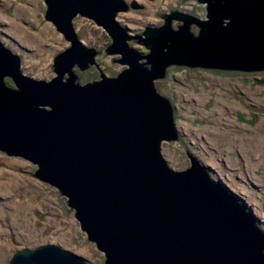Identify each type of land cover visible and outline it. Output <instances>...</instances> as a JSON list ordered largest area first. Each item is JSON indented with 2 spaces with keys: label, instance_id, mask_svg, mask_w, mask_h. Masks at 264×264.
<instances>
[{
  "label": "water",
  "instance_id": "1",
  "mask_svg": "<svg viewBox=\"0 0 264 264\" xmlns=\"http://www.w3.org/2000/svg\"><path fill=\"white\" fill-rule=\"evenodd\" d=\"M196 1L205 17L175 8L132 35L116 18L127 0H44V18L70 41L54 54L49 79L24 73L19 54L0 40V151L33 162L29 174L66 196L103 264H264V230L236 194L186 150L183 169L160 150L161 141L179 138L173 103L154 85L169 65L264 70V0ZM77 14L111 37L105 52L125 64L115 75L95 63L101 49L77 36ZM93 63L99 78L80 83L72 67ZM8 264L89 262L41 243L15 249Z\"/></svg>",
  "mask_w": 264,
  "mask_h": 264
},
{
  "label": "rangeland",
  "instance_id": "2",
  "mask_svg": "<svg viewBox=\"0 0 264 264\" xmlns=\"http://www.w3.org/2000/svg\"><path fill=\"white\" fill-rule=\"evenodd\" d=\"M127 1L129 9L118 11L116 18L132 35L145 25L161 24L163 18L156 15L159 12L176 8L199 17H205L206 12L205 4L196 0ZM45 8L44 0H0V40L19 54L24 73L49 79L55 74L50 67L54 54L70 41L44 18ZM179 22L172 20L173 26ZM72 24L85 45L101 49L95 63L103 73L115 75L125 66L111 62L120 54L105 52L111 37L92 18L77 14ZM190 29L196 32V24ZM127 42L139 53L148 50L132 38ZM95 63L84 70L72 67L80 83L99 78ZM6 81L13 84L9 77ZM154 85L171 99L179 133L177 140L160 143L167 163L174 169L187 167L190 159L186 150L205 165L214 180L236 194L264 230V151L251 148L253 143L264 145V70L172 64L164 77L154 79ZM35 168L28 159L0 151V178L5 181L0 186V264H8L15 249L41 243L74 251L89 264H103V251L87 239L66 196L29 174Z\"/></svg>",
  "mask_w": 264,
  "mask_h": 264
},
{
  "label": "bare ground",
  "instance_id": "3",
  "mask_svg": "<svg viewBox=\"0 0 264 264\" xmlns=\"http://www.w3.org/2000/svg\"><path fill=\"white\" fill-rule=\"evenodd\" d=\"M224 124V123H223ZM205 139V138H204ZM251 148L255 150H260V151H264V145H261V144H256V143H253L251 145ZM253 151V150H252ZM258 152V151H257ZM0 177H2V174L0 173ZM5 183V181H3L1 178H0V186L3 185ZM5 194V193H4ZM3 247V246H2Z\"/></svg>",
  "mask_w": 264,
  "mask_h": 264
}]
</instances>
